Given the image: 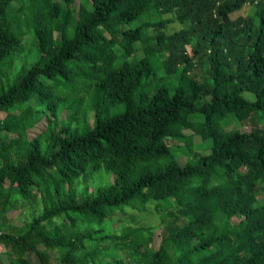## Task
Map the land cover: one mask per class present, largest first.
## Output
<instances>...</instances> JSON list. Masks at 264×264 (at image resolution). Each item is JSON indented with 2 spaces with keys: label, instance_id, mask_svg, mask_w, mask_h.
<instances>
[{
  "label": "trees",
  "instance_id": "obj_1",
  "mask_svg": "<svg viewBox=\"0 0 264 264\" xmlns=\"http://www.w3.org/2000/svg\"><path fill=\"white\" fill-rule=\"evenodd\" d=\"M3 110L0 264H264V0H0Z\"/></svg>",
  "mask_w": 264,
  "mask_h": 264
},
{
  "label": "rangeland",
  "instance_id": "obj_2",
  "mask_svg": "<svg viewBox=\"0 0 264 264\" xmlns=\"http://www.w3.org/2000/svg\"><path fill=\"white\" fill-rule=\"evenodd\" d=\"M77 4V2H75ZM16 5L13 3V7L12 9H15ZM253 6L250 5H246L240 12L236 13L234 15L235 16H243L246 17L248 15H250L252 13ZM252 10V11H251ZM164 18H168V16H164ZM178 29V25L176 23H171L168 25L166 32L167 33H172L174 31H176ZM150 34H153L152 30H149ZM24 39H26V43H25V47L27 48L29 45L27 43V36H24ZM137 54H140L139 51ZM134 58H130V60H132ZM193 62L195 63L194 67H193V76H203L205 74V70L207 69V63L203 60H201L199 57H196ZM245 96H247L248 98L252 99V95L246 93ZM4 113H0V119L4 118L5 116V110H3ZM64 115H67V112L64 113ZM89 123L91 124V120H89ZM264 126V113H257L252 115L249 119L243 121V122H235V123H230L228 126H226V130L230 131V130H240V131H249L250 128H255V127H261ZM42 129V125L39 124L36 127L37 131H40ZM187 136H189L191 138V143L195 146V151L196 153H200V154H207L209 151L208 150H203V148H201L202 144L199 143L198 139L195 136H192L191 133L187 132L186 134ZM169 145H182L179 143H173L171 141L168 142ZM96 179L93 182L94 187L97 186H102L107 184L110 180L109 178H111V175H107V173L104 172H98L95 175ZM10 179V178H9ZM8 183V181H7ZM90 189V188H89ZM260 197V196H259ZM258 197V198H259ZM19 214L18 210H13V211H9L5 217V220L10 221L11 218L15 217L16 215ZM129 215L132 216L134 219L138 220L140 217H142L144 215V213L141 214H137L133 211H129ZM229 219L231 221L232 224H236L238 223L241 219H242V215L238 209V206L235 205L231 211L228 213ZM126 222H130V218L129 216L125 217ZM157 225L158 224V220H156L155 216H149L148 219L144 220L141 222V225ZM20 225V224H17ZM118 229V227L116 228ZM117 233H119L118 231H116ZM160 233H161V229L160 228H156L154 231V235L152 238V242H151V247L152 249H156L158 247L159 244V237H160ZM43 247L40 246V249H42ZM113 258H103L102 259V264H106L108 262H110L112 259H116V260H120L123 264H131V261L129 259L128 253L125 250H114V252L112 253ZM25 257L29 260V264H39L37 258L33 255V254H29L27 253L25 255ZM0 259L2 260V262H7L9 257H7V255H5V253H2V248L0 247Z\"/></svg>",
  "mask_w": 264,
  "mask_h": 264
},
{
  "label": "built area",
  "instance_id": "obj_3",
  "mask_svg": "<svg viewBox=\"0 0 264 264\" xmlns=\"http://www.w3.org/2000/svg\"><path fill=\"white\" fill-rule=\"evenodd\" d=\"M0 234H1V232H0Z\"/></svg>",
  "mask_w": 264,
  "mask_h": 264
}]
</instances>
